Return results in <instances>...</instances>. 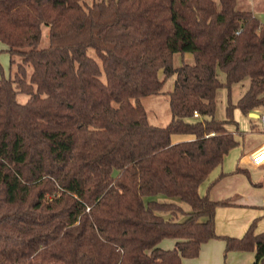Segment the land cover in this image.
I'll return each mask as SVG.
<instances>
[{"label": "trees", "instance_id": "trees-1", "mask_svg": "<svg viewBox=\"0 0 264 264\" xmlns=\"http://www.w3.org/2000/svg\"><path fill=\"white\" fill-rule=\"evenodd\" d=\"M0 41L11 70L0 78V264H183L216 238L264 264V233L218 235L216 210L229 202L200 193L239 144L227 129L235 108L264 110V23L251 10L0 0ZM177 54L192 60L176 65ZM171 77L172 119L152 124L142 98ZM246 80L217 118L219 90Z\"/></svg>", "mask_w": 264, "mask_h": 264}, {"label": "crops", "instance_id": "crops-1", "mask_svg": "<svg viewBox=\"0 0 264 264\" xmlns=\"http://www.w3.org/2000/svg\"><path fill=\"white\" fill-rule=\"evenodd\" d=\"M251 1L253 3L255 0ZM246 9L255 14L251 7ZM261 11L264 13V7ZM2 44L6 47L4 43ZM181 57L187 61L192 60L191 54ZM238 84H241L242 88L234 104L247 91L250 81L246 80ZM251 113L258 115V117L251 116ZM251 113L246 115L240 108H235L234 120L238 122V125L227 124V129L235 133L239 144L230 150L223 162L211 172L200 186V193L202 195L207 194L211 200L229 202L227 205L219 206L216 210L215 230L220 236L242 238L253 224H255L256 234L264 233V164L254 165L249 157L254 148L264 144V131L256 140L249 143L243 141L241 151H237L244 139L243 129H252L253 131L257 129L259 131L260 124H264L262 120L264 110L262 108H257ZM194 138V135L177 134L173 136L172 140L177 143ZM159 199L163 198L160 197ZM174 245V239H166L161 243V246L166 249L173 248ZM225 252V240L211 239L202 245L198 257L184 258L183 264H254L256 262L255 249Z\"/></svg>", "mask_w": 264, "mask_h": 264}, {"label": "rangeland", "instance_id": "rangeland-1", "mask_svg": "<svg viewBox=\"0 0 264 264\" xmlns=\"http://www.w3.org/2000/svg\"><path fill=\"white\" fill-rule=\"evenodd\" d=\"M90 2L92 0H89ZM238 6L241 9H246L251 7L256 16L264 22V13L261 11L262 7H264V0H238ZM262 12V13H261ZM47 34V30L45 31ZM47 43V36L44 34L43 36V43ZM45 46V45H43ZM182 63V57L180 54H177L175 56V64L180 65ZM11 74L10 70V55L6 49V47L1 43L0 41V78L2 76L9 77ZM174 78L171 77L166 81V84L164 86V93L156 94V95H150L142 98V103L144 104L147 113H148V118L150 123L159 125V126H165L167 125L170 120L172 119V112L170 109V99L167 91L172 90L174 86ZM221 80L222 82L225 83V76L221 75ZM242 88L241 84H235L233 85L231 91L224 86L222 87L219 92H218V97H217V109H216V117L219 119H225L227 116L226 112V107L231 99L233 103L238 98V95L240 93V90ZM21 100H26L27 96L25 97L24 95L19 96ZM244 130V136L242 140V145L237 148V151H241V148L243 147V143H249L252 140H256L261 133L264 131V124H260V130H252V129H243ZM244 141V142H243ZM203 189V187H202ZM230 252V251H229ZM225 252V253H229ZM225 258V254H224Z\"/></svg>", "mask_w": 264, "mask_h": 264}, {"label": "built area", "instance_id": "built-area-1", "mask_svg": "<svg viewBox=\"0 0 264 264\" xmlns=\"http://www.w3.org/2000/svg\"><path fill=\"white\" fill-rule=\"evenodd\" d=\"M199 113L195 112V117H199ZM262 120L264 122V115L262 116ZM250 161L252 162V164L254 165H262L264 164V144L257 146L256 148H254L250 155Z\"/></svg>", "mask_w": 264, "mask_h": 264}, {"label": "water", "instance_id": "water-1", "mask_svg": "<svg viewBox=\"0 0 264 264\" xmlns=\"http://www.w3.org/2000/svg\"><path fill=\"white\" fill-rule=\"evenodd\" d=\"M251 116L258 117V115L254 114V113H251Z\"/></svg>", "mask_w": 264, "mask_h": 264}]
</instances>
